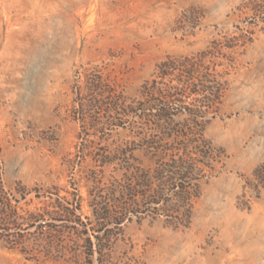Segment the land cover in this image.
<instances>
[{"label": "rangeland", "instance_id": "obj_1", "mask_svg": "<svg viewBox=\"0 0 264 264\" xmlns=\"http://www.w3.org/2000/svg\"><path fill=\"white\" fill-rule=\"evenodd\" d=\"M213 43L203 78L218 95L203 97L201 134L215 158L188 227L164 215L133 217L100 261L97 252L85 261L63 212L30 224L28 213L64 200L88 224L84 236L100 229L84 177L90 160L66 162L80 141L77 71L103 66L137 97L162 60ZM128 138L120 129L110 140ZM259 166L264 172V0H0V177L18 215L14 223L0 217V232L20 239L11 247L0 236V264H264Z\"/></svg>", "mask_w": 264, "mask_h": 264}, {"label": "trees", "instance_id": "obj_2", "mask_svg": "<svg viewBox=\"0 0 264 264\" xmlns=\"http://www.w3.org/2000/svg\"><path fill=\"white\" fill-rule=\"evenodd\" d=\"M216 49L213 43L192 55L168 56L157 65L153 77L142 84L137 97L125 94L118 75L103 66L77 71L80 141L73 157L66 162L74 167L90 160L84 177L92 183L90 206L100 229L91 235L95 241L84 236L89 231L88 224L77 219L76 208H69L64 200L54 201L51 208L28 213L30 224L45 215L55 219L63 212L73 224L71 230L82 239L85 261L95 252L100 261L106 246L118 240L117 230L122 231L133 217L164 215L174 227H188L203 169H212L210 164L215 158L210 146L203 145L201 131L203 97L218 95L203 78L210 67L207 60ZM182 114L187 116L188 125L175 121L174 117ZM120 129H127L129 138L110 140L113 132ZM136 150L150 159L149 167L141 166ZM261 167L252 172L256 185L264 184ZM1 185L0 177V217L14 223L18 217L16 208ZM3 230L0 236L11 247L17 246L20 239H12Z\"/></svg>", "mask_w": 264, "mask_h": 264}]
</instances>
